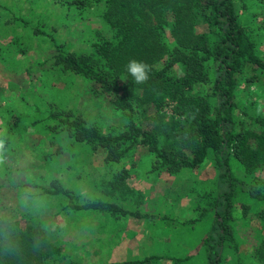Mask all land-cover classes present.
<instances>
[{
    "label": "rangeland",
    "instance_id": "1",
    "mask_svg": "<svg viewBox=\"0 0 264 264\" xmlns=\"http://www.w3.org/2000/svg\"><path fill=\"white\" fill-rule=\"evenodd\" d=\"M233 3L238 18L252 25L256 51L264 56V0ZM102 8L101 0H85L81 7L69 0H0V139L5 145L0 154V215L42 223L46 236L60 248L45 264H123L148 254L162 255L156 264H206L203 238L216 229L213 208L222 212V206L213 201L226 188L218 178L224 165L216 167L205 157L197 166L169 174L151 168V154L140 146L134 149L133 163L110 162L100 148L90 149L42 118L53 109L96 121L104 130L122 127L121 110L94 95L87 79L54 63L49 40L32 30L36 25L66 48L88 52L94 38L108 36ZM16 15L28 24L16 22ZM203 28V23L196 26ZM252 72L246 68L237 77L232 108L235 127H256L255 117L264 116V73L255 72L250 79ZM199 90L208 92L209 83ZM142 107L138 118L149 126L155 120L152 109ZM18 114L21 121L9 127ZM227 162L239 186L231 207L237 251L226 247L218 263L236 264L239 254L246 264H264L256 249L264 238V200L249 194L254 188L264 192V168L258 165L248 171L230 153ZM120 167L129 171L123 180L115 178ZM51 184L64 186L79 202L103 198L166 217L149 220L62 208L64 195L40 188Z\"/></svg>",
    "mask_w": 264,
    "mask_h": 264
},
{
    "label": "trees",
    "instance_id": "2",
    "mask_svg": "<svg viewBox=\"0 0 264 264\" xmlns=\"http://www.w3.org/2000/svg\"><path fill=\"white\" fill-rule=\"evenodd\" d=\"M101 1L100 16L108 36L94 38L88 52L66 48L36 25L32 30L49 40L54 63L87 79L94 95L107 98L121 110L122 127L104 130L96 121L86 122L53 109L46 110L42 118L53 121L51 127L65 130L90 149L100 148L103 158L110 162L127 159L133 163L134 149L140 146L151 154V168L169 174L181 167L197 166L205 157L211 158L216 167L224 165L218 178L226 188L218 194L220 201L218 196L213 201L222 206V212L213 208L216 229L203 238L206 264H219L226 247L237 251L231 207L239 186L229 169L227 154L248 171L258 165L264 168V116L255 117L256 127H235L232 117L238 75L246 68L264 73V56L256 51L252 25L238 18L233 0ZM69 2L81 7L85 0ZM261 15L264 27V4ZM13 17L16 22L28 24L21 15ZM198 23L204 28L197 30ZM13 42L20 46L18 41ZM132 59L151 66L145 84H134L127 73L126 65ZM255 72L250 79L255 78ZM205 83H209L208 92L199 90ZM144 104L150 106L155 119L149 126L138 118ZM21 118V114L14 115L9 127ZM128 172L120 167L115 178L123 180ZM40 188L48 194L64 195L62 208L102 210L149 220L166 217L103 198L79 202L61 185ZM249 194L264 200V192L256 188ZM21 219L0 215V264H45L49 257L59 254L58 244L46 236L41 222L30 217ZM256 249L264 263V238ZM160 257L148 254L122 263L156 264ZM235 262L246 264L239 254Z\"/></svg>",
    "mask_w": 264,
    "mask_h": 264
},
{
    "label": "clouds",
    "instance_id": "3",
    "mask_svg": "<svg viewBox=\"0 0 264 264\" xmlns=\"http://www.w3.org/2000/svg\"><path fill=\"white\" fill-rule=\"evenodd\" d=\"M126 71L132 77L134 84L142 85L149 80L151 66L143 61L132 59L126 65ZM4 150V140L0 139V154H2Z\"/></svg>",
    "mask_w": 264,
    "mask_h": 264
}]
</instances>
